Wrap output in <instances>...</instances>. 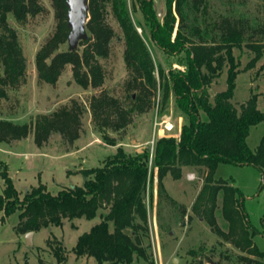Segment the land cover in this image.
<instances>
[{
	"label": "trees",
	"instance_id": "16d2710c",
	"mask_svg": "<svg viewBox=\"0 0 264 264\" xmlns=\"http://www.w3.org/2000/svg\"><path fill=\"white\" fill-rule=\"evenodd\" d=\"M133 1L137 2L155 45L166 52L183 54L177 59L183 72L169 71L167 79L176 107L185 115L186 122L180 126L178 139L163 137L154 144L151 168L156 169L157 193L162 190V179L167 174L179 179L182 168H195L203 176V184L192 204L193 211L203 217L220 238L218 244L227 243L239 252L235 264H264L263 253L253 244L255 232L241 209L238 190L225 180L213 178L221 163L251 165L264 174V135L255 152L246 144L250 129L264 120V112L256 107L257 95L253 94L237 108L231 103L238 73L232 60V49L239 46V41L247 34L264 37V28L250 27L242 18L222 17L212 27L220 44L186 46L179 30L170 41L172 29L159 24L152 0ZM50 2L55 26L35 53L37 77L54 86L63 69L69 66L73 81L81 89L101 88L104 72L98 59L109 56L110 43L115 37V31L106 19L109 9L123 33V62L131 74L127 87L137 92L136 98L129 96L131 105L125 107L103 89L90 96L91 121L103 141L116 147V151L107 155L99 167L81 170L84 177L81 186L63 188L52 195L39 184L19 198L6 172L0 173L3 182L0 224L16 215L14 231L24 235L49 226H60L63 220H89L103 210L100 222L78 237L72 248L73 254L77 258L92 257L96 264H130L134 256L146 259L141 237L148 231L145 193L150 182L149 147L129 153L117 145L110 132L121 136L132 121L133 111L149 110L155 89L154 63L141 36L133 28L125 0H88L89 17L85 25L88 37L79 42L75 50H69L67 46L69 28L65 0ZM165 2L168 7L173 5L181 22L186 16L184 11L200 12L205 5V0ZM46 12L40 0H0V99L7 98L5 87L20 79L26 67L17 33L7 24V16L25 23ZM263 52L264 49L257 50L254 59ZM226 62L229 64L226 88L216 93L211 102L207 90ZM169 91L166 86L163 88L164 103ZM84 111L82 105L73 101L69 107H59L45 118L30 123L16 124L0 119V144H10L33 134L34 143L39 147L52 133L72 144L81 132ZM219 194L226 231L219 229L215 219ZM181 213L185 215L183 210ZM63 252L60 246L54 249L57 264L66 262ZM229 259L228 254L222 258Z\"/></svg>",
	"mask_w": 264,
	"mask_h": 264
},
{
	"label": "rangeland",
	"instance_id": "374dc122",
	"mask_svg": "<svg viewBox=\"0 0 264 264\" xmlns=\"http://www.w3.org/2000/svg\"><path fill=\"white\" fill-rule=\"evenodd\" d=\"M40 1L47 11L43 15L30 18L25 23L15 21L11 15L7 16V24L17 33L26 67L20 79L5 87L7 98L0 99V119L16 124L30 123L45 118L59 107H69L73 101L82 105L85 111L81 132L72 144L65 142L57 133H52L47 142L39 147L34 143L33 134L10 144H0V173L6 172L19 198L39 184L44 185L52 195L63 188L81 186L84 177L80 171L99 167L107 155L116 151V147L103 141L100 131L91 121L88 110L90 96L103 89L128 107L131 105L129 96L135 99L137 93L127 87L131 74L123 62L124 37L109 9L106 19L115 31V37L110 43L109 56L98 59L104 72L102 87L81 89L73 81L69 66L63 69L54 86L41 81L35 70L34 56L53 32L55 22L50 0ZM152 1L159 24L172 29L170 41L174 40L179 30L186 46L220 44L212 27L222 17L242 18L250 27L264 28V0H205L200 12L184 11L186 16L182 22L174 12L173 5L168 7L165 0ZM125 8L154 63L155 79L149 110L142 113L133 111L132 121L121 136L110 132V136L117 140V145L134 153L147 146L152 138L154 122L160 118H170L175 134L180 125L186 122L185 115L176 107L169 91L170 80L167 79L169 71L183 72L177 62L183 54L166 52L155 45L137 2L125 0ZM239 44L232 49V60L237 65L238 73L231 103L237 108L254 94L257 95V109L264 112V52L254 59L257 50L264 49V37L247 34ZM228 66V62L222 66L207 90L211 102L216 93L226 88ZM165 86L169 92L164 103ZM263 135L264 120L254 125L246 138V144L252 152H255ZM149 169L150 182L145 193L148 231L141 237V246L145 248L147 257L134 256L130 264H210V261L235 264L239 252L227 243L218 244L220 238L212 232L207 221L192 209L203 184V176L193 167H184L179 179H173L169 174L164 176L163 188L157 193L156 169L151 166ZM188 174L194 175L193 180L187 179ZM213 178L225 180L238 190L241 209L255 232L253 244L263 253L264 261V174L251 165L221 163L216 167ZM2 190L0 178V194ZM220 207L219 194L215 219L219 229L226 231ZM181 210L185 215L182 216ZM101 214L103 210L89 220H63L60 226L43 228L33 233L31 245H27L24 235L15 233L17 218L12 215L0 224V264H57L53 251L58 246L66 256V262L62 264H96L92 257L77 258L72 248L79 236L100 222ZM226 254L230 256L229 261L222 260Z\"/></svg>",
	"mask_w": 264,
	"mask_h": 264
},
{
	"label": "water",
	"instance_id": "95a60500",
	"mask_svg": "<svg viewBox=\"0 0 264 264\" xmlns=\"http://www.w3.org/2000/svg\"><path fill=\"white\" fill-rule=\"evenodd\" d=\"M67 8V27L69 33L67 36V46L69 50H75L79 42L87 39L88 34L85 29L88 20V0H65ZM145 147H142V151ZM33 232L24 234L27 245H31V237ZM210 264H218L210 261Z\"/></svg>",
	"mask_w": 264,
	"mask_h": 264
},
{
	"label": "built area",
	"instance_id": "2783aa9c",
	"mask_svg": "<svg viewBox=\"0 0 264 264\" xmlns=\"http://www.w3.org/2000/svg\"><path fill=\"white\" fill-rule=\"evenodd\" d=\"M173 130H174V125L170 121V118L164 117V118H160L159 121L154 122L152 138L150 139V141L147 142V146L149 147V157H148L149 166H152L151 161L154 153V147H155L154 144L157 139L163 137L165 138L174 137L178 139L180 131L178 130V133L175 134L173 133ZM193 178H194L193 174L187 175V179L193 180Z\"/></svg>",
	"mask_w": 264,
	"mask_h": 264
},
{
	"label": "crops",
	"instance_id": "0c3cea01",
	"mask_svg": "<svg viewBox=\"0 0 264 264\" xmlns=\"http://www.w3.org/2000/svg\"><path fill=\"white\" fill-rule=\"evenodd\" d=\"M181 126V125H180ZM179 131H180V127H179Z\"/></svg>",
	"mask_w": 264,
	"mask_h": 264
}]
</instances>
